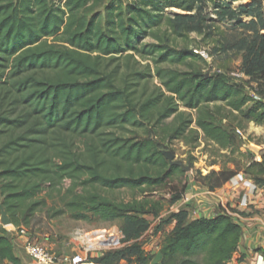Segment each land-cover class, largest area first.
Returning a JSON list of instances; mask_svg holds the SVG:
<instances>
[{"label":"trees","instance_id":"16d2710c","mask_svg":"<svg viewBox=\"0 0 264 264\" xmlns=\"http://www.w3.org/2000/svg\"><path fill=\"white\" fill-rule=\"evenodd\" d=\"M227 21L237 24H218ZM193 34L214 45L211 56L241 58L249 83L264 89V0L237 9L216 0H0V218L5 211L15 227L28 224L44 205L37 198L71 181L58 215L123 221L128 246L94 261L228 264L243 230L227 212L194 220L188 210L172 214L164 223L176 226L161 244L160 263L140 241L150 217L165 210L154 195L185 176L164 155L167 141L193 144L202 133L219 154L229 153L226 163H212L222 164L219 172L200 174L197 183L209 192L242 170L264 188V163L237 134L245 124L264 128V96L234 85L230 64L206 76L199 47L177 46ZM121 190L132 199L108 195ZM173 190L171 207L188 187ZM8 235L2 227L0 264H22Z\"/></svg>","mask_w":264,"mask_h":264},{"label":"rangeland","instance_id":"374dc122","mask_svg":"<svg viewBox=\"0 0 264 264\" xmlns=\"http://www.w3.org/2000/svg\"><path fill=\"white\" fill-rule=\"evenodd\" d=\"M53 4L63 5L65 0H51ZM233 1V0H216L219 4L230 3L232 8L237 9L241 5H249L252 0ZM214 7L210 6L207 12L211 15L212 19L217 20V16L214 14ZM167 13L171 15H175L177 13H181L180 10L177 9H168ZM244 22H249L251 19L248 17H242ZM223 29H231L236 26L237 22H222L218 23ZM150 42V40H146ZM177 46L179 48H183L189 46L191 49L195 47H199L198 53L206 60L207 64H201L199 67L203 69V73L206 76H210L214 73L218 72V66L227 63L230 64V70L228 72L232 83L236 86L240 84H245L249 94L259 100L260 95L264 96V89L259 88L256 83H249L250 78L246 76L243 71H241L242 60L241 58H234L232 55L230 57H214L211 56V52L213 49V44L207 45L202 42V37H199L196 34L191 35V40L189 42L178 41ZM233 58V59H231ZM182 71L186 70L185 67H180ZM158 81L156 79L153 80V84H157ZM220 122V121H219ZM226 124V123H224ZM253 124V123H252ZM245 124V130L242 131L244 133V137L242 138L244 142L243 150L245 152H250L254 155V160L256 163H264V128L257 127L255 124ZM203 134L200 133V138L197 143L186 144L181 140L175 141H167L163 144V153L166 158L172 162H182L185 166H190L191 170L185 172V176L181 179L174 181L171 184V187L164 189L154 196L157 200L164 201L165 210L162 213L159 220L155 221L153 218H150L153 222L151 225V229L142 237L140 240L143 244V247L147 253H150L155 256V262L160 263V247L165 237L168 235H161L158 233V227L163 229L164 221L174 213H178L182 210H188L193 212L194 206L202 203V201H206L210 198L205 195L203 189L201 188L200 174L202 176H207L213 171L219 172L222 168L221 165L212 166L214 161H218L220 163H226L229 158H225V155H229L227 151H223L219 154L216 151V148L212 144L206 143L203 139ZM222 155V156H221ZM223 155L225 157H223ZM238 161L243 162L242 159L238 158ZM246 161V160H245ZM244 163V162H243ZM229 167L234 168L233 165H229ZM239 174H244L243 170ZM198 180V181H197ZM200 182V183H197ZM71 181H65L63 186L55 191H44L37 200L43 201L44 205L39 208V210L31 217H29L28 224L23 223L20 227L25 228L28 231L30 239L35 242L43 245L49 250H53L59 254H76L80 253L85 247L84 237L86 234L95 232L98 230H108L111 231L113 229L121 230L123 221L116 222H102L98 219L92 217L89 220H76L70 216L68 213L57 214L59 211L63 210V197L66 195L67 191L71 188ZM184 187H188V191L177 205L171 207L170 202L173 197V193L177 188L179 191H183ZM82 188H78L76 193H81ZM111 198L116 200H125L129 201L132 199V194L129 191L121 190L116 191L114 193L108 194ZM194 203V206L192 204ZM204 205V203H203ZM197 211H203L201 206ZM162 223V224H161ZM2 222L0 218V229L2 228ZM4 229V228H3ZM10 229V228H8ZM8 233V232H7ZM9 238L13 241L18 240L20 244L23 245V241L20 236L16 233H8ZM124 235L122 239L121 245L118 247V251L125 249L128 244L124 243ZM24 257L30 262V258L25 255V253H21ZM26 262V263H27ZM121 264H129L127 262H122Z\"/></svg>","mask_w":264,"mask_h":264},{"label":"crops","instance_id":"0c3cea01","mask_svg":"<svg viewBox=\"0 0 264 264\" xmlns=\"http://www.w3.org/2000/svg\"><path fill=\"white\" fill-rule=\"evenodd\" d=\"M246 1L248 0L244 2ZM252 125L254 126V124ZM201 188L210 199L202 201V203L199 202L195 206L193 203L192 206L195 210L189 211L190 219L212 218L229 211L236 213L239 215L236 221L241 225L243 231L238 250L228 264H264V188L258 187L244 174H239L216 192H209L203 186ZM197 206L198 208L201 206L200 210L203 211H197ZM173 214L175 213L173 212ZM160 217L158 219L150 218L157 221ZM175 226L176 222L173 220L165 222L163 229H160L158 233L161 235L170 234ZM12 242L22 264H34L31 259L28 263V259L23 256L24 254H21L25 251L20 241L12 240Z\"/></svg>","mask_w":264,"mask_h":264},{"label":"built area","instance_id":"2783aa9c","mask_svg":"<svg viewBox=\"0 0 264 264\" xmlns=\"http://www.w3.org/2000/svg\"><path fill=\"white\" fill-rule=\"evenodd\" d=\"M237 134L241 138L244 137V133L240 130H237ZM227 213L235 219L239 217L231 211ZM2 226L8 233H16L22 238L24 251L34 264H101L93 259L104 252L118 249L123 239L121 230H98L85 235L86 245L80 253L63 255L30 239L28 231L23 227Z\"/></svg>","mask_w":264,"mask_h":264},{"label":"water","instance_id":"95a60500","mask_svg":"<svg viewBox=\"0 0 264 264\" xmlns=\"http://www.w3.org/2000/svg\"><path fill=\"white\" fill-rule=\"evenodd\" d=\"M172 164L181 167L184 172H188L191 170L190 166L187 167L182 162H172ZM1 222H2V225L4 226L12 225L11 219L5 211H2Z\"/></svg>","mask_w":264,"mask_h":264},{"label":"bare ground","instance_id":"6f19581e","mask_svg":"<svg viewBox=\"0 0 264 264\" xmlns=\"http://www.w3.org/2000/svg\"><path fill=\"white\" fill-rule=\"evenodd\" d=\"M96 244V243H95Z\"/></svg>","mask_w":264,"mask_h":264}]
</instances>
